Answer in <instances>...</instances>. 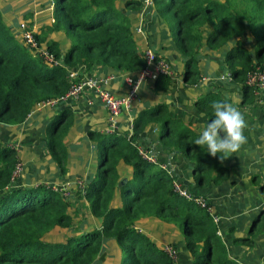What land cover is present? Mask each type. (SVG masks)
I'll return each mask as SVG.
<instances>
[{
	"label": "trees",
	"instance_id": "trees-1",
	"mask_svg": "<svg viewBox=\"0 0 264 264\" xmlns=\"http://www.w3.org/2000/svg\"><path fill=\"white\" fill-rule=\"evenodd\" d=\"M49 1L50 23L41 34H34V41L37 48L43 47L60 61L54 66L17 41L13 35L16 19L5 22L7 8H0V125L21 124L37 104L63 95L74 82L66 72L77 65L89 69L99 64L121 72H136L145 65L144 50H137L126 15V11L141 7L142 1L124 0L123 9L117 8V0ZM150 5L183 58V83L197 84L203 54L223 50L224 70L240 85L241 102L251 101L252 89L245 84V77L255 67L264 70V0H150ZM57 31L69 43L62 55L56 41L45 39L46 34ZM246 34L252 52L245 48ZM154 57L159 59L156 54ZM173 77L158 75L152 81L153 89L166 91ZM215 92L194 102L217 136L215 148H211L208 134L193 133L187 124L168 118L163 105L132 119L128 141L120 135H91L96 168L94 178L81 193L92 218L89 221L95 224L88 229L72 224L67 202L50 187L17 188L11 177L17 163L15 150L0 143V264H113L110 259L100 260L107 241L116 246L117 264H175L163 247L135 229L134 224L146 218L170 224L178 231L191 264H239L227 257L206 208L192 201L197 196L189 199L176 193L167 169L142 160L133 145L147 123L158 124L159 143L193 162L195 184L217 185L227 172L222 161L232 143V124L219 112ZM71 120L69 111L63 110L44 133V151L61 174L66 163L63 139ZM119 163L130 166L132 172L121 184L118 205H113ZM13 207L17 210L1 217ZM263 220L262 212L240 242L252 246L255 235L264 232L259 223ZM66 230L70 235L60 241Z\"/></svg>",
	"mask_w": 264,
	"mask_h": 264
},
{
	"label": "crops",
	"instance_id": "crops-1",
	"mask_svg": "<svg viewBox=\"0 0 264 264\" xmlns=\"http://www.w3.org/2000/svg\"><path fill=\"white\" fill-rule=\"evenodd\" d=\"M24 1L31 12L30 0H7L5 6L0 4V8H7L3 15L9 12L11 14V19L4 20L5 22L10 23L15 18V11ZM123 2L124 0L116 1L118 9H123ZM126 15L137 50L142 53L143 50L149 49L159 59L165 60L173 67L175 77L171 85L166 91H155L151 81L142 82L136 98L131 102L130 109L119 113L113 132L107 131V111L97 100L90 99L86 94L69 99L65 103L59 102L54 107L39 104L27 114L21 124H1L0 143L14 148L16 160L21 165L22 171L18 182L14 181V183L17 182L16 187L20 189L37 185L50 187L67 202L68 214L74 210L69 205L73 201H83L86 209L83 208L78 212L88 214L87 202L75 183L81 181L86 186L94 178L96 151L95 143L90 139L92 134L120 135L124 141H128L131 135L132 119L143 111L163 105L168 118L187 124L193 133L208 134L211 139V148H215L217 136L204 114L194 106V102L216 91L215 93L219 96L218 110L232 124L230 130L232 143L222 161V166L227 172L217 185L209 183L199 187L195 184L191 172L193 162L181 153L167 151V146L159 143L158 124L147 123L133 145L149 150L157 160L158 166L163 165L166 169H170L171 181L177 182L181 191L187 196H197L206 201L210 207L208 213L213 221L216 218L214 222L216 235L224 245L228 258L239 264H264V232L256 235L252 246L240 242L249 230L251 219H255L259 213H264V95L252 91L251 101L242 103L240 85L232 80L217 78L218 74L224 70L223 50L205 53L198 62L199 78L205 77V80L198 79L197 84L183 83L180 78L183 58L180 57L167 26L152 11L151 5H141L136 10L126 11ZM27 16L31 17V14L24 15L22 19ZM29 21L33 27L40 28L34 20L29 19ZM49 23L48 18L45 25ZM137 28L140 30L138 33ZM13 35L18 38L16 30H13ZM45 39L56 41L61 55L69 46L59 31L46 34ZM245 48L252 52L251 47L248 48L246 44ZM134 73L121 72L99 64L85 69L80 64L67 72L66 76L73 81L83 76L102 78L105 80L103 87L113 95L120 96L127 89L125 77ZM63 110L69 111L72 120L63 139L66 163L65 172L61 174L44 151V133L46 126ZM116 168L118 181L113 192V205H118L121 184L131 178L132 172L131 167L123 163H119ZM83 219L89 221L92 218L89 215V218ZM72 224L79 229H85L80 227L79 222ZM94 226L93 223L92 227ZM134 227L157 246L172 247L176 252V264H191V257L184 247L183 238L172 225L154 218H146L138 220ZM66 232L70 235L67 230ZM106 250L100 260L108 262L109 259H113L116 263L117 249L112 241H107Z\"/></svg>",
	"mask_w": 264,
	"mask_h": 264
},
{
	"label": "built area",
	"instance_id": "built-area-1",
	"mask_svg": "<svg viewBox=\"0 0 264 264\" xmlns=\"http://www.w3.org/2000/svg\"><path fill=\"white\" fill-rule=\"evenodd\" d=\"M143 6L150 5V0H141ZM19 31L21 32L22 39L28 45V47L33 51V53H38L44 60L48 61L52 65L58 64L53 60L52 56L48 54L41 48H37L31 31L27 30L24 24L19 25ZM140 30L137 28L136 32ZM145 59V65L134 73V75H129L125 77V83L127 86L124 94L120 96L113 95L110 91L103 87L105 80L95 76H83L80 79L75 80L70 83L67 90L63 95L55 98L49 99L39 103L41 106L54 107L59 102H67L69 99L78 97L79 95L86 94L90 99L97 100L102 107L107 111V131L113 132L115 122L119 113L122 111L127 112L130 109L131 102L136 98L138 88L142 82H150L154 80L158 75H168L173 77V70L168 62L163 59H155L154 54L149 49H145L143 52ZM71 70H68L69 72ZM218 79L220 80H231L229 73L225 70L221 74H218ZM200 79V78H199ZM200 80H205V77H201ZM245 84L249 86L254 93H259L264 95V70L255 67L251 71L247 72L245 77ZM38 104V105H39ZM137 153L142 160L152 165H157V160L152 155V153L142 147H136ZM161 168H166L163 165H159ZM20 171V164L17 162L13 170V176L17 177ZM170 174V169H167ZM17 174V175H16ZM12 177L15 181V178ZM76 186L79 188L80 193L84 191V185L81 181H76ZM174 191L184 198H191L187 196L183 191H181L180 186L177 182H172ZM192 201L201 206L205 207L209 212L210 207L206 201L200 197H192ZM213 221V219H212ZM216 218H214V221ZM167 256L173 261H176V252L170 246L163 247Z\"/></svg>",
	"mask_w": 264,
	"mask_h": 264
},
{
	"label": "rangeland",
	"instance_id": "rangeland-1",
	"mask_svg": "<svg viewBox=\"0 0 264 264\" xmlns=\"http://www.w3.org/2000/svg\"><path fill=\"white\" fill-rule=\"evenodd\" d=\"M30 2H31V5H32V10H31V12L29 11V9L30 8H28V6H26L25 5V1L23 2V4L15 11V14H14V17H15V19H16V21L17 20H20V19H22V17L24 16V15H28V14H31V17H29V16H27V17H25V19H31V20H34L35 21V24L36 25H39L40 26V28L39 29H37V28H35V27H33V25H32V30L34 31V33H39V34H41L42 33V30H43V28L46 26L45 25V22L46 21H48V18H50V10H51V3H50V1H48V0H30ZM45 3V4H44ZM0 4H1V6H4V5H6L7 4V0H0ZM44 4V5H43ZM0 6V7H1ZM47 13H48V15H49V17L47 18ZM45 14H46V17H45ZM3 19L5 20V21H8V20H10L11 19V14H10V12L9 13H6V14H4L3 15ZM23 20V19H22ZM42 29V30H41ZM246 36V35H245ZM246 38V45L248 46V48H250V46L248 45L249 43H247L248 42V36L247 37H245ZM249 41H250V39H249ZM251 49V48H250ZM44 62L45 63H49L48 61H46V60H44ZM162 166V165H161ZM22 170H21V165H20V171H19V173H18V176L17 177H14L13 175V172H12V175H11V177H14L15 178V181H17L18 179H19V176L21 175V172ZM17 175V174H16ZM18 182V181H17ZM16 182V183H17ZM16 183H14V184H16ZM80 199V198H79ZM78 200V199H77ZM70 206H71V208H73L74 210H71L70 212H69V214H70V216L72 217V221H73V223L74 222H79L81 225H80V227L82 228H85V229H87L88 227H91V226H93V223L91 222V221H85L83 218H89V215L87 214V212H85L84 214L82 213V212H78V211H80V210H82L83 208H85L86 209V206H85V203L82 201H73V202H71V204H69ZM17 208L16 207H13V208H11V209H8V210H6L2 215H1V217H4V216H6V215H8V214H10V213H12L13 211H15ZM255 219H251V223L254 221ZM250 223V224H251ZM259 223H261L262 224V226L264 227V220L263 221H261V222H259ZM249 224V225H250ZM249 227V226H248ZM69 234L66 232V231H64V233H62V235H61V237H59L60 239H63V238H65V237H67ZM247 235V234H246ZM255 237H256V235H255ZM254 237V238H255ZM254 238H253V240H254ZM109 250V249H108ZM107 251V250H106ZM102 256H104V255H102ZM110 261L113 263V264H117V263H115L114 262V260L113 259H110ZM176 264V263H175Z\"/></svg>",
	"mask_w": 264,
	"mask_h": 264
},
{
	"label": "clouds",
	"instance_id": "clouds-1",
	"mask_svg": "<svg viewBox=\"0 0 264 264\" xmlns=\"http://www.w3.org/2000/svg\"><path fill=\"white\" fill-rule=\"evenodd\" d=\"M49 1V0H48ZM50 3H51V1H50ZM50 5H52V3L50 4ZM24 24V26L27 28V30H29V31H31V33H32V36H33V38L35 39V37H34V31L32 30V25H31V22L29 21V19H20L19 21H18V23L15 25V27H14V30H16L17 31V36H18V38H17V41L19 42V43H21L24 47H26V49L29 51V53H31V54H33V51L28 47V45L24 42V40L22 39V35H21V32L19 31V25L20 24ZM41 49H43V47L41 48ZM44 51H46L45 49H43ZM49 54V53H48ZM37 55H38V53H37ZM39 56V55H38ZM41 59H43L41 56H39ZM44 60V59H43ZM53 60H55V59H53ZM58 64H56V65H60V61L59 60H55ZM48 65L49 66H54V65H52L51 63H48ZM137 72V71H136ZM66 74H67V72H66ZM80 79V78H79ZM77 80V79H76ZM153 81V80H152ZM151 81V82H152ZM38 105V104H37ZM36 105V106H37ZM13 190V189H12ZM17 210V209H16ZM15 210V211H16ZM14 212V211H13Z\"/></svg>",
	"mask_w": 264,
	"mask_h": 264
}]
</instances>
